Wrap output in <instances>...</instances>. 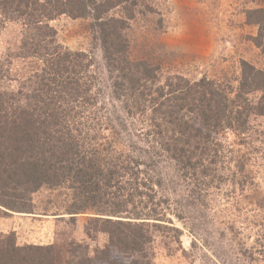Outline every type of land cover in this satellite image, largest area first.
Wrapping results in <instances>:
<instances>
[{
    "label": "rangeland",
    "instance_id": "obj_1",
    "mask_svg": "<svg viewBox=\"0 0 264 264\" xmlns=\"http://www.w3.org/2000/svg\"><path fill=\"white\" fill-rule=\"evenodd\" d=\"M106 16L123 21L131 60L149 65L158 84L177 76L205 78L235 98L245 76L255 74L259 87L245 96L255 109L243 129L219 127L212 137L219 142L214 151L196 154L192 161L199 168L185 170L161 148L164 139L155 121L162 122L155 113L147 109L148 117L136 114L135 102L116 97L113 84L119 77L109 71L94 17L57 15L50 21L57 43L90 60L79 73L85 76L87 99L75 103L70 116L62 115L63 123H71L73 133L91 149L112 142L113 149L103 156L117 157L120 165L124 152L130 154L142 173L143 203L137 212L156 216L111 215L107 202H121L120 195L90 199L104 212L87 204L89 208L74 214L69 208L83 199H77L70 182L43 185L30 194L26 211L0 204V262L26 253L13 248L28 247H43L53 264L147 261L140 252L131 255L118 248L124 236L111 218L145 230V254L153 264H264V0H139L115 6ZM30 36L21 22L8 20L0 27V97L19 91L29 96L36 83L48 82L46 65L30 55L44 48ZM65 66L62 79L54 78H75L78 66ZM109 229H114L112 237Z\"/></svg>",
    "mask_w": 264,
    "mask_h": 264
},
{
    "label": "trees",
    "instance_id": "obj_2",
    "mask_svg": "<svg viewBox=\"0 0 264 264\" xmlns=\"http://www.w3.org/2000/svg\"><path fill=\"white\" fill-rule=\"evenodd\" d=\"M138 1L0 0V27L8 20L21 22L27 33H31L34 45L44 48L43 52L36 50L30 52V55L42 59L47 67L45 71H54L53 76L44 73L49 76L47 83L42 79V83H36L37 87L29 95L32 100L23 91L4 92L0 97V128L5 132L0 130L1 205L12 210L26 211L30 194L41 186H60L70 182V188L76 191L77 199H83L81 204L69 208L74 214L89 208L85 206L87 204L104 212L100 210L101 206H92L90 199L104 196L116 199L120 195L123 197L121 202H107V210L111 215L128 213L136 219L150 218V214L156 216L137 212L138 205L143 203V182L139 183L141 169L138 164H132V156L123 151L124 164L120 165L115 159L117 157L108 159L106 155L103 156V153H110L113 149L112 142L96 144L91 149L73 133L71 123H63L62 115L70 116V109H76L77 105L74 104L87 99L89 89L84 87V74L79 73L85 72L90 60L85 54L73 53L57 43L56 32L50 21L59 14L94 17L109 71L111 74L117 73L115 77H119L113 84L116 97H126L129 102H135L133 106L136 114L139 112L141 116L148 117L147 109L155 113L162 122L154 120L164 144L158 142L183 169H198L199 165L192 161L193 157L196 154L205 156L206 151H214V145L219 142L218 138L215 142L212 137L219 127L221 130L245 127L249 115L255 109L245 99L248 93L254 91V86L259 85L255 74L246 75L241 90L235 98H231L205 78L190 81L177 76L175 80L158 84L157 75L149 65L131 60L123 21L106 15L115 6L127 2L131 5ZM132 17L133 14L128 16ZM23 47L28 48L26 41ZM65 64H76L79 71L74 72L75 78L63 82L54 77L62 79L65 70L68 71ZM36 100L45 110H40ZM23 101H26L25 104ZM34 102L36 107H33ZM121 171L125 174H121ZM150 188L153 190V186ZM128 205L132 206L131 210L127 209ZM107 219L114 226L116 224L115 231L124 236L120 239L123 246L118 245L123 253L134 255L140 252L147 259L142 264H153L145 254L149 238L143 228L132 221ZM109 232L112 237L114 229H109ZM43 250V247L13 248L12 252L26 253H16L15 258L2 260L0 264H53V257H45ZM33 252H39L40 256L36 257ZM115 256L121 255L116 253Z\"/></svg>",
    "mask_w": 264,
    "mask_h": 264
}]
</instances>
